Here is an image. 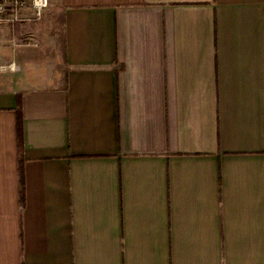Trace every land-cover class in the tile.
<instances>
[{
  "label": "crops",
  "instance_id": "0c3cea01",
  "mask_svg": "<svg viewBox=\"0 0 264 264\" xmlns=\"http://www.w3.org/2000/svg\"><path fill=\"white\" fill-rule=\"evenodd\" d=\"M1 34L0 264H264V0H51Z\"/></svg>",
  "mask_w": 264,
  "mask_h": 264
},
{
  "label": "built area",
  "instance_id": "2783aa9c",
  "mask_svg": "<svg viewBox=\"0 0 264 264\" xmlns=\"http://www.w3.org/2000/svg\"><path fill=\"white\" fill-rule=\"evenodd\" d=\"M49 7L50 0H0V24L38 22Z\"/></svg>",
  "mask_w": 264,
  "mask_h": 264
},
{
  "label": "rangeland",
  "instance_id": "374dc122",
  "mask_svg": "<svg viewBox=\"0 0 264 264\" xmlns=\"http://www.w3.org/2000/svg\"><path fill=\"white\" fill-rule=\"evenodd\" d=\"M50 4H51V0H50ZM50 9V7L48 8V10ZM47 10V11H48ZM46 11V12H47ZM42 20H43V17H42V19L40 20V21H38V22H34V23H40V22H42ZM23 22H21V23H16V24H8V25H5V24H0V32H2V34H1V37L3 38V37H6V39H8V37H9V35H12L13 34V32L17 29V25H20V24H22ZM4 31H5V35L3 34L4 33ZM29 38H26V37H20V39H19V41H17L18 43H28L29 41ZM1 69L0 70H4V71H9L10 69H14L15 68V66H13V65H11V66H8V67H0ZM3 68V69H2Z\"/></svg>",
  "mask_w": 264,
  "mask_h": 264
}]
</instances>
